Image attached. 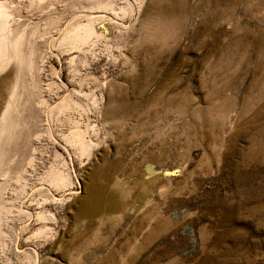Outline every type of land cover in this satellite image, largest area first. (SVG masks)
<instances>
[{
    "label": "rangeland",
    "instance_id": "1",
    "mask_svg": "<svg viewBox=\"0 0 264 264\" xmlns=\"http://www.w3.org/2000/svg\"><path fill=\"white\" fill-rule=\"evenodd\" d=\"M8 1L0 264H264V0Z\"/></svg>",
    "mask_w": 264,
    "mask_h": 264
},
{
    "label": "bare ground",
    "instance_id": "2",
    "mask_svg": "<svg viewBox=\"0 0 264 264\" xmlns=\"http://www.w3.org/2000/svg\"><path fill=\"white\" fill-rule=\"evenodd\" d=\"M34 3L35 1L39 3L40 8L44 7L45 9H47L49 7V5H53L57 2H60V0H32ZM107 1V0H106ZM21 2V1H19ZM32 2V4H33ZM55 2V3H54ZM103 3V2H102ZM36 4V3H35ZM32 6V5H31ZM29 8H32V7ZM23 7L20 8L18 5H13V3H11L8 0H2L0 1V74L6 73L9 70H11V65L13 63V61L15 60V57H20V59H23V51H26L27 48V42L28 38L30 36V27H31V21L30 18L24 14ZM25 12H27V9L24 10ZM90 22V21H89ZM97 24H87L86 25V33L88 34V36H85L87 38H90L93 34H97ZM82 28V27H81ZM79 28V30L81 29ZM15 30H17V34L15 33ZM68 31L67 33H62V31L58 32L56 35H58V37L62 36L61 40H65V41H72V38L76 39L78 37H81V33L80 31ZM86 34V35H87ZM15 37V39H14ZM43 41H40V44L38 43V48L42 49L43 48ZM8 45L10 46V50L9 52L7 51ZM37 46V45H36ZM48 46V45H47ZM13 49V50H12ZM42 51V50H41ZM27 53V52H26ZM75 60V58H74ZM40 75V74H39ZM5 78V77H4ZM22 86V85H21ZM55 86V85H54ZM22 88V87H21ZM40 89V88H39ZM43 94V93H42ZM42 97V96H41ZM21 104V103H20ZM35 111V110H34ZM41 111V110H40ZM36 112V111H35ZM43 111H41L42 113ZM32 116V115H31ZM34 116V115H33ZM32 116V117H33ZM36 120L33 122L35 123V128H34V133L38 134V132L44 131L42 129V127L44 126L43 124L45 123V119L43 117V115H41L39 112L35 114L34 117ZM15 121V120H14ZM44 122V123H43ZM13 126L14 123L12 122L11 124H9L8 126V132L7 135L13 130ZM1 127V126H0ZM23 128V127H21ZM2 129V128H1ZM34 134V135H35ZM78 133H73V136L75 138L69 137L67 142L69 143V145H71L72 149H75V147L80 148V146H82L83 151H88L90 148V143L87 142L84 138H77L76 135ZM33 135V134H32ZM36 136V135H35ZM27 137H28V133L25 132L24 130H21L20 132V139L22 140V149L18 146L17 150H14L17 152V156H20L19 161H22L25 159V153L28 152V149H30V143L27 141ZM5 138V137H4ZM3 138V139H4ZM29 139V138H28ZM32 141V140H31ZM40 141V140H39ZM3 142V140L0 142V147H1V143ZM66 142V143H67ZM55 143V142H54ZM36 145V144H34ZM33 145V146H34ZM39 145V144H38ZM67 145V144H66ZM32 146V144H31ZM30 147V148H29ZM35 147V146H34ZM32 149V148H31ZM13 150V149H12ZM81 150V149H80ZM27 151V152H26ZM24 152V153H23ZM32 152V151H29ZM90 152V151H89ZM12 153V152H11ZM14 154V153H13ZM35 155V154H34ZM30 156V155H29ZM11 157V156H10ZM13 157V156H12ZM11 157V158H12ZM10 159V158H9ZM31 159V157H30ZM28 161V159H27ZM29 162V161H28ZM34 162V161H33ZM11 163V162H10ZM9 163V164H10ZM16 163V162H15ZM18 163V162H17ZM35 163V162H34ZM30 164V162H29ZM32 164V163H31ZM36 164V163H35ZM19 163L17 165L14 166V171H16V169H19L20 166ZM22 165V164H21ZM27 165V164H26ZM8 163L5 160H2V162L0 163V172L3 170H9ZM13 167V165H12ZM13 171V170H12ZM68 179V178H67ZM66 177H62L60 175H56L54 177V181L55 182H64L65 180H67ZM6 185V184H5ZM6 187V186H4ZM4 189V188H2ZM6 189V188H5ZM6 190H4L3 192H5ZM1 194V193H0ZM74 194V192L72 193ZM97 195L95 192H93L91 194L90 197H88L89 199L85 200L83 206L81 205L79 212H84L85 210L87 211H91L93 210L94 206H99L97 204L98 201V197L94 196ZM5 196V195H4ZM99 196V195H98ZM102 196V195H101ZM0 199L1 196H0ZM102 201V199H101ZM1 203V201H0ZM101 203V202H100ZM1 205V204H0ZM93 206V207H92ZM101 206V205H100ZM101 208V207H100ZM99 209V207L97 208ZM95 209V210H97ZM102 209H106L102 208ZM139 221V220H138ZM169 227V226H168ZM147 229V228H146ZM83 256V255H82ZM75 257V256H74ZM80 257V256H79ZM76 260V259H75ZM78 260V259H77ZM81 260V259H80ZM124 263V262H123Z\"/></svg>",
    "mask_w": 264,
    "mask_h": 264
}]
</instances>
